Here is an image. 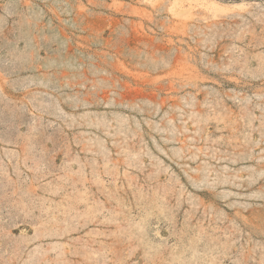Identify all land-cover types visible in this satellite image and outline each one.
<instances>
[{
	"label": "rangeland",
	"instance_id": "374dc122",
	"mask_svg": "<svg viewBox=\"0 0 264 264\" xmlns=\"http://www.w3.org/2000/svg\"><path fill=\"white\" fill-rule=\"evenodd\" d=\"M0 264H264V0H0Z\"/></svg>",
	"mask_w": 264,
	"mask_h": 264
}]
</instances>
